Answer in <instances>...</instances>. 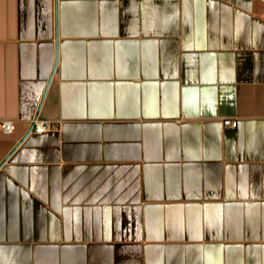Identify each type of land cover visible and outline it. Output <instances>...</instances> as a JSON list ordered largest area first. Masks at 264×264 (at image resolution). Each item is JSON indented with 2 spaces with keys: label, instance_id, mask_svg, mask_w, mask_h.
I'll use <instances>...</instances> for the list:
<instances>
[{
  "label": "crops",
  "instance_id": "obj_1",
  "mask_svg": "<svg viewBox=\"0 0 264 264\" xmlns=\"http://www.w3.org/2000/svg\"><path fill=\"white\" fill-rule=\"evenodd\" d=\"M0 121V264H264V0H0Z\"/></svg>",
  "mask_w": 264,
  "mask_h": 264
},
{
  "label": "built area",
  "instance_id": "obj_2",
  "mask_svg": "<svg viewBox=\"0 0 264 264\" xmlns=\"http://www.w3.org/2000/svg\"><path fill=\"white\" fill-rule=\"evenodd\" d=\"M35 123L34 132L43 133L51 129L52 125L48 121H39L35 119L33 121ZM224 125L226 127H236L237 122L231 119L224 120ZM0 129L5 133H11L15 129V123L12 121H0Z\"/></svg>",
  "mask_w": 264,
  "mask_h": 264
},
{
  "label": "water",
  "instance_id": "obj_3",
  "mask_svg": "<svg viewBox=\"0 0 264 264\" xmlns=\"http://www.w3.org/2000/svg\"><path fill=\"white\" fill-rule=\"evenodd\" d=\"M52 76H53V73H52V75H51V77H50V79H49V82H48L47 88H46V90H45L44 96H43V98H42V100H41L40 106H41V104H42V102H43V99H44V97H45V94L47 93V90H48L49 84H50V82H51ZM38 115H39V114L37 113L35 119L38 118ZM34 128H35V123L33 122L32 125H31V127H30V129H29V131H28V133H27V134L25 135V137H24V138H23V139H22V140L16 145L15 148H17V147L23 142V140L26 138V136H27L28 134H30V133L34 130ZM2 165H3V163L0 164V167H1Z\"/></svg>",
  "mask_w": 264,
  "mask_h": 264
}]
</instances>
